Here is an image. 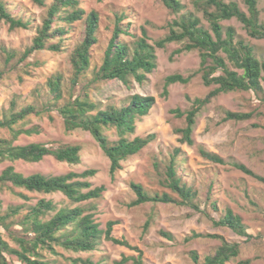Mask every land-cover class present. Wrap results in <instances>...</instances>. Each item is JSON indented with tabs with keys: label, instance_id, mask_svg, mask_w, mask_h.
<instances>
[{
	"label": "trees",
	"instance_id": "trees-1",
	"mask_svg": "<svg viewBox=\"0 0 264 264\" xmlns=\"http://www.w3.org/2000/svg\"><path fill=\"white\" fill-rule=\"evenodd\" d=\"M42 7L44 13L40 24L36 25L31 43L23 49L7 47L0 44V86L11 80L21 83L24 74H30L33 64L40 61L33 56L49 50L60 53L66 50L65 39L72 31L76 21H83L84 28L80 40L69 52L68 61L71 68L70 84L74 88L79 81L78 93L64 91L63 77L60 73L50 74L45 81L44 91L35 90L33 101L19 102L15 97L9 106L0 110V160L14 162H39L46 156L70 165L81 163L82 146L78 143H64L48 146L40 142L15 144L21 135L38 132L36 127H25L32 117L47 116L52 118L56 112L62 119L64 130L71 132L82 129L89 132L97 141L105 156L109 159V172L113 177L121 169V162L137 154L153 140L154 134L134 136L136 121L146 115L155 104L153 95L132 93L115 101L97 100L91 93L98 90L102 83L118 79L127 89L133 83H144L147 75L156 68V50L167 44L180 43L170 55L196 50L199 54V66L186 75L172 73L164 78L163 95L173 83H188L194 76L200 75L205 86L212 88L204 96L189 98V108L182 111L173 108L171 112L184 118V124L174 131L179 134V142L194 144L192 137L196 117L200 111L221 93L231 91H252L264 100V60L257 58L254 46L239 37L236 28L224 21L235 19L240 22L251 38H264V21L258 0H190L192 10L183 11L185 5L181 0H159L170 13L176 16L166 23V33L153 41L144 26L139 34L131 27V21L123 20L125 13H116L111 36L103 51L101 62L95 66L88 77L91 66L92 48L98 42L97 30L99 17L96 10L86 11L81 0H31ZM34 19L20 10H12L10 0H0V24H6L9 30L29 29ZM121 35L130 37L128 41ZM32 57V59H31ZM45 100L41 99V94ZM253 112L224 110V120H246ZM113 129L116 139H110L106 130ZM201 157L215 163L223 164L222 157L198 147ZM180 148L176 147L163 171L161 184L170 192L148 193L140 183L131 182L135 199L129 205L135 206L147 202L175 203L188 205L201 210L197 200V190L183 181L178 174L177 164ZM233 165L258 180L264 177L255 174L242 163ZM94 168L80 172L68 171L63 174L45 175L40 172L25 175L8 165L0 171V185L22 188L39 193H62L74 206L58 207L51 199L40 198L34 204L9 205L2 209L0 200V264H79L82 259H60V249L73 252L92 251L99 240L104 238L115 244L136 250L137 256L123 257L118 264L131 258L136 264H146L142 251L124 238L113 235L114 220H108L104 229L94 220L92 209L95 200L103 195L104 185L93 186L89 180L96 174ZM26 199V196H23ZM83 203V204H82ZM212 209L217 213L216 201H211ZM207 212V211H204ZM214 225L225 226L241 236L251 238L241 217L231 209H226L217 217L206 213ZM148 222L144 228H147ZM163 235L169 236L162 232ZM217 238L221 241L213 254L206 255L198 263V254L191 250L192 260L198 264H226L240 252L239 242L227 241L216 233L192 232L186 237ZM66 259V260H65ZM83 262L92 264L87 259ZM237 264H249V259L239 260Z\"/></svg>",
	"mask_w": 264,
	"mask_h": 264
},
{
	"label": "rangeland",
	"instance_id": "rangeland-1",
	"mask_svg": "<svg viewBox=\"0 0 264 264\" xmlns=\"http://www.w3.org/2000/svg\"><path fill=\"white\" fill-rule=\"evenodd\" d=\"M10 1L13 11L18 8L21 12L31 15L34 21L29 29L12 31L6 24H0V44L23 49L31 43L44 9L31 0ZM181 2L185 5L183 11L192 10L190 0ZM80 5L86 11L96 10L99 17L98 42L92 48L88 77L92 75L90 71L101 62L103 51L112 33L116 13H125L123 23L131 21V27L138 34L140 27L144 26L150 41L162 37L167 31V21L176 16L159 0H81ZM258 6L261 19L264 21V0H258ZM223 23L233 25L239 37L254 46L257 58L264 60V38L249 37L242 24L235 19ZM83 28V21L74 23L72 31L65 39L67 47L65 51L53 53L46 50L36 53L33 59L40 63L33 64L30 74H24L21 83L12 81V78L1 85L0 110L7 108L13 97L19 102L33 101L36 97L35 90L44 91L46 78L56 72L63 77L64 91L78 93L83 80L74 88L71 87L68 56L70 50L80 40ZM129 38L121 35L124 41H128ZM180 45L172 42L165 48L156 50L157 66L147 75L144 83L134 82L133 88L129 90L121 81L114 79L102 83L98 90L92 91V97L102 102L108 99L119 101L132 93L155 97L154 106L136 121L135 131L129 136L133 138L152 133L153 140L137 154L123 160L121 169L117 170L113 177L109 172V159L92 135L82 129L66 132L62 119L56 112H52V118L47 116L30 118L25 127L34 126L38 132L21 135L15 144L40 142L48 146H58L64 143H78L82 146L81 163L70 165L49 155L39 162L0 160V171L8 165H13L15 170L25 175L35 172L57 175L70 170L80 172L86 168L96 169V174L89 180L93 186L104 185L105 190L103 195L95 200V208L91 210L94 220L102 229L106 227L108 220L116 221L113 235L137 246L142 251V259L146 264H198L206 255L213 254L221 243L219 239L210 237L186 240L185 238L192 232L216 233L227 241L239 242V254L226 264H237L239 260L244 259H249V264H264V182L233 165L242 163L255 174L264 177V100L259 99L252 91L221 93L197 115L192 134L194 144L179 142V134L174 129L184 124V118L175 116L171 109L186 110L190 105L188 97L204 96L212 88L203 85L198 74L186 84H170L167 87V94L163 95L165 76L172 73L186 75L199 66L200 59L196 50L175 54L172 60L170 59L172 51ZM40 97L45 100L44 93ZM224 110L252 111L253 115L246 120H224ZM105 132L110 139L117 138L113 129ZM199 146L222 157L224 163H215L201 157L198 152ZM176 147L180 148L176 165L178 174L182 176L183 181L197 190L196 202L201 210L188 205L163 202L130 206L129 203L135 199L131 182L140 183L150 194L166 192L174 195L160 181ZM23 196H26V199ZM40 198L51 199L58 207L75 205L59 192L45 194L0 185L2 209L9 205L34 204ZM213 200L218 207L217 213L211 206ZM227 208L241 217L251 238L241 236L225 226L214 225L206 214L217 217L219 212L223 213ZM146 222L149 225L144 228ZM162 232L169 236L163 235ZM191 250L198 254V263L192 260L189 254ZM60 252V259L81 258L79 264H90L83 262L87 259L92 264H118L123 257L137 256L138 253L104 238L99 240L92 251L73 252L60 249ZM68 261L65 263L70 264ZM122 264L136 263L129 258Z\"/></svg>",
	"mask_w": 264,
	"mask_h": 264
}]
</instances>
